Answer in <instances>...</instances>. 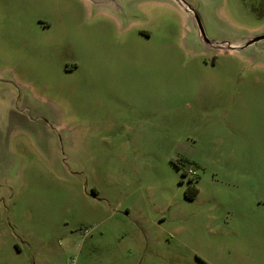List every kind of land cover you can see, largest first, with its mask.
Returning <instances> with one entry per match:
<instances>
[{
  "label": "rangeland",
  "instance_id": "1",
  "mask_svg": "<svg viewBox=\"0 0 264 264\" xmlns=\"http://www.w3.org/2000/svg\"><path fill=\"white\" fill-rule=\"evenodd\" d=\"M261 35L264 0H0V264H264Z\"/></svg>",
  "mask_w": 264,
  "mask_h": 264
},
{
  "label": "trees",
  "instance_id": "2",
  "mask_svg": "<svg viewBox=\"0 0 264 264\" xmlns=\"http://www.w3.org/2000/svg\"><path fill=\"white\" fill-rule=\"evenodd\" d=\"M196 182L197 181H194L193 179H189L188 188L185 193L186 197L189 199H194L199 192Z\"/></svg>",
  "mask_w": 264,
  "mask_h": 264
},
{
  "label": "water",
  "instance_id": "3",
  "mask_svg": "<svg viewBox=\"0 0 264 264\" xmlns=\"http://www.w3.org/2000/svg\"><path fill=\"white\" fill-rule=\"evenodd\" d=\"M196 20H197V23H198V25H199V29H200V37H201V39H202L205 43H211V41H209V40L207 39V37H206V35H205V32H204V30H203V27H202V25H201V23H200V20H199V18H198L197 16H196ZM261 40H264V35L257 36V37H255V38L251 39V40L249 41L248 44H252V43H255V42H258V41H261Z\"/></svg>",
  "mask_w": 264,
  "mask_h": 264
}]
</instances>
